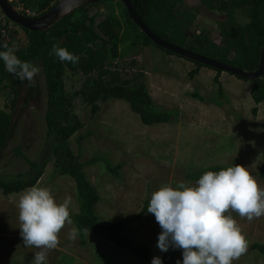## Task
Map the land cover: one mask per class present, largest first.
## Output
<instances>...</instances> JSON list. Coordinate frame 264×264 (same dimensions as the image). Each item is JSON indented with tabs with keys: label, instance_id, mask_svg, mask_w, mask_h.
I'll return each mask as SVG.
<instances>
[{
	"label": "rangeland",
	"instance_id": "374dc122",
	"mask_svg": "<svg viewBox=\"0 0 264 264\" xmlns=\"http://www.w3.org/2000/svg\"><path fill=\"white\" fill-rule=\"evenodd\" d=\"M192 1V2H191ZM21 13L37 15L38 0H11ZM198 0H185L184 5L195 8ZM54 3V1H53ZM113 6L114 8H110ZM89 14L100 12L99 20L107 15L117 18L114 34L126 29L127 16L123 5L110 1L90 5ZM224 12L200 9L188 30V43L198 45L196 36L207 33L217 43L222 37L219 22L226 19ZM240 22L248 19L237 13ZM7 22L0 9V25ZM15 44H24L27 37L18 25L8 23ZM138 34V33H137ZM139 37V36H138ZM135 34L121 43L124 55L113 60L124 76L143 71L147 87L157 106L176 111L167 123L146 125L123 99H110L101 103L93 116L90 106L81 98L74 100V110L83 127L71 139L76 153L87 161L101 155L99 162L88 164L89 180L100 194L97 213L106 222L133 219L123 229L137 245L148 246L155 256L165 257L177 249L162 252L158 246L160 225L155 216L147 212L154 191L164 184L175 187L178 182L194 185L187 174L201 167L238 161L247 166L261 188L259 168L264 160V103L256 104L252 85L248 80L204 66L190 76L196 64L185 57L169 53L156 44H134ZM141 40V37H139ZM40 72L35 87L25 81L13 94L9 88L0 89V111L12 114V128L7 143L0 147V175L14 177L28 169L27 159H36L43 147L47 125L46 84L41 61L35 62ZM83 76L67 71L66 89L69 93L80 88ZM256 108V110H254ZM105 158L118 166L116 173L105 167ZM36 185L51 189L57 202L71 197V214L78 212L75 183L69 176L53 172V163ZM27 190V189H26ZM24 190V191H26ZM4 194L0 190V264H32L37 248L25 247L19 229V196L24 192ZM249 243H264V216L248 221L235 212ZM74 223L59 233V246L49 251L47 264H143L131 252L116 246L98 235L84 231L72 241L68 234ZM233 264H264L263 256L249 249Z\"/></svg>",
	"mask_w": 264,
	"mask_h": 264
},
{
	"label": "trees",
	"instance_id": "16d2710c",
	"mask_svg": "<svg viewBox=\"0 0 264 264\" xmlns=\"http://www.w3.org/2000/svg\"><path fill=\"white\" fill-rule=\"evenodd\" d=\"M53 1L57 2L38 0L41 11L38 16L46 12L52 6ZM132 2L144 22L164 40L242 70L254 71L258 68L264 46V0H203L207 7L226 12L227 17L219 22L221 43H217L207 33H200L196 36L198 45L188 43L187 33L196 14L192 8L184 6V0H132ZM89 6L75 10L46 31H35L18 25L27 37L24 44L14 43L13 33L8 27L10 20L7 19L5 24L0 25V51L6 50L3 44L7 43L9 47L18 48L16 55L22 61H30L33 64L41 61L47 97L45 112L47 131L39 156L34 160L27 159L28 169L25 172H20L14 177L0 175V190L4 194H12L36 185L44 175L48 163L52 162L54 173L69 176L75 183L78 212L71 214V217L79 233L83 235L84 231L92 232L131 252L143 264H151L155 257L151 248L137 245L132 237L123 232V229L133 219L106 222L97 213V205L101 197L96 186L89 180L85 168L88 164L99 162L102 156L96 155L85 161L82 153H76L73 150L70 139L83 127L81 119L75 113L74 100L77 97L81 98L90 106V112L95 116L101 109V103L110 99H123L129 103L131 109L146 125L170 122L177 113L175 110L163 109L156 105L147 87L143 71L129 77L124 76L112 62L127 53L125 51L123 54L121 43L133 34L137 39L132 41L131 48L137 43H154L131 20L126 10L121 11L122 15L127 16L126 29L122 34H114L113 29L117 18L107 15L99 20L100 12L89 14L87 10ZM237 13L246 17L248 21L240 22L237 19ZM23 14L27 16L26 13ZM54 44L78 56V63L61 62L55 55H49ZM194 63L196 66L189 73L191 77L205 66L202 63ZM68 70L83 76L80 88L71 93L66 89ZM215 70L218 73L214 80L221 91L219 75L222 71ZM248 81L252 85L251 92L254 102L264 103V76ZM24 82L10 74L3 60L0 59V89H10L14 96L13 104L17 88ZM11 128V112L1 110L0 147L7 143ZM104 162L109 171L117 172L119 167L112 165L109 159L105 158ZM235 164L240 163L232 161L228 164L201 167L189 172L187 178L196 182L206 171H219L222 168L235 166ZM258 175L264 181V160ZM248 248L258 251L264 258L263 242L249 243ZM160 258L163 264H177L178 260L182 264V250L177 249Z\"/></svg>",
	"mask_w": 264,
	"mask_h": 264
},
{
	"label": "clouds",
	"instance_id": "9594fccd",
	"mask_svg": "<svg viewBox=\"0 0 264 264\" xmlns=\"http://www.w3.org/2000/svg\"><path fill=\"white\" fill-rule=\"evenodd\" d=\"M0 51L6 70L35 87L40 68L16 55L18 48L3 44ZM49 55L61 62L78 63L79 57L55 44ZM19 229L25 247L37 248L32 264H47L48 253L59 246V233L73 223L71 197L57 202L48 187L33 185L18 200ZM147 212L161 227L157 246L162 252L181 249L182 264H233L249 247L232 213L249 222L264 216V188L247 166L235 164L219 171H206L194 185L178 182L154 191ZM79 229L72 227L68 239L74 241ZM151 264H163L159 256ZM181 264V261H177Z\"/></svg>",
	"mask_w": 264,
	"mask_h": 264
},
{
	"label": "water",
	"instance_id": "95a60500",
	"mask_svg": "<svg viewBox=\"0 0 264 264\" xmlns=\"http://www.w3.org/2000/svg\"><path fill=\"white\" fill-rule=\"evenodd\" d=\"M101 1L104 0H58L45 13L37 17H29L24 15L14 7L11 0H0V9L8 20L19 26L35 31H46L58 21L73 13L75 10ZM121 1L125 4L132 21L157 46L171 53L190 59L194 62L202 63L205 66L232 73L246 80H256L263 78L264 46L262 49V54L260 56L258 68L254 71L242 70L228 63H224L216 59L201 55L197 52L191 51L187 48L164 40L163 38L155 34L144 22V20L136 10V7L132 0Z\"/></svg>",
	"mask_w": 264,
	"mask_h": 264
},
{
	"label": "flooded vegetation",
	"instance_id": "af4514ba",
	"mask_svg": "<svg viewBox=\"0 0 264 264\" xmlns=\"http://www.w3.org/2000/svg\"><path fill=\"white\" fill-rule=\"evenodd\" d=\"M55 1H58V0H55ZM106 1H114V2H118V3H120L121 5H123V8H124V10H126L127 11V8H126V6H125V4L121 1V0H104V1H101V2H98V3H102V2H106ZM184 2H185V0H184ZM192 2V1H191ZM56 3V2H55ZM55 3H53V4H55ZM52 4V5H53ZM185 6V5H184ZM194 6H196L195 8L193 7L192 9H193V11L195 12V14H197V11H199L200 9H203V8H205V9H211V8H209V7H207V5L203 2V0H198V2L197 3H195L194 2ZM185 7H187V6H185ZM51 8V7H50ZM189 8V7H188ZM212 10H219V11H221V12H224V11H222V10H220V9H212ZM45 13V12H44ZM127 13H128V11H127ZM224 14H225V16H227V14H226V12H224ZM128 15H129V13H128ZM32 17H37L38 16V14L37 15H34V14H32L31 15ZM130 16V15H129ZM30 17V16H29ZM131 18V17H130ZM132 20V19H131ZM13 23V22H12Z\"/></svg>",
	"mask_w": 264,
	"mask_h": 264
},
{
	"label": "built area",
	"instance_id": "2783aa9c",
	"mask_svg": "<svg viewBox=\"0 0 264 264\" xmlns=\"http://www.w3.org/2000/svg\"><path fill=\"white\" fill-rule=\"evenodd\" d=\"M26 14H27V16H31V15H32V14H30L29 12H27Z\"/></svg>",
	"mask_w": 264,
	"mask_h": 264
}]
</instances>
